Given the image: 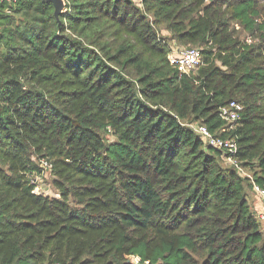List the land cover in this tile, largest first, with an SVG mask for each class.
<instances>
[{"label":"trees","instance_id":"1","mask_svg":"<svg viewBox=\"0 0 264 264\" xmlns=\"http://www.w3.org/2000/svg\"><path fill=\"white\" fill-rule=\"evenodd\" d=\"M65 1L0 2V264H264V0ZM163 26L202 50L191 76Z\"/></svg>","mask_w":264,"mask_h":264},{"label":"built area","instance_id":"2","mask_svg":"<svg viewBox=\"0 0 264 264\" xmlns=\"http://www.w3.org/2000/svg\"><path fill=\"white\" fill-rule=\"evenodd\" d=\"M7 2H16L17 0H0ZM66 4V1L64 0ZM170 63L177 69L179 77L183 75L191 76L203 63V53L198 47H189L181 49L175 53L169 54ZM244 105L238 100H231L219 108L220 117L229 125L227 129H233L237 121L241 118ZM206 144L216 147L223 152L225 159L232 164L237 170H242V161L238 158L239 144L235 137H225L212 132L204 124H188ZM46 167L51 165L44 163ZM254 189L258 194L264 197V189L254 184ZM259 217L264 221V209L259 212ZM137 263L139 258L135 257Z\"/></svg>","mask_w":264,"mask_h":264},{"label":"rangeland","instance_id":"3","mask_svg":"<svg viewBox=\"0 0 264 264\" xmlns=\"http://www.w3.org/2000/svg\"><path fill=\"white\" fill-rule=\"evenodd\" d=\"M137 2H141V0H136ZM142 6V4H140ZM64 10V8H63ZM160 35L162 37H165L166 40H167V45L170 49V53H175L181 49H185V48H189V47H198L196 45H190V44H183V43H180L178 42L176 39H173V34L172 32H170L169 30L165 29L164 26L163 28L160 30ZM192 124H196L192 122ZM223 164L225 166H233L232 164H230L225 158L223 159ZM242 175L244 176H251L252 175V171L250 170L249 167H245L243 164H242V170H238ZM36 182L39 183V187L36 189V191H41V192H45L47 194H50V195H53V196H59V194L56 192V190L53 188L52 186V176L50 174L49 171H46L43 175L41 176H37L36 179H35ZM254 186H248L247 188V191H248V195H250V193L252 191H254ZM256 191V190H255ZM252 205V209L255 210V206L253 205V203L251 204ZM262 223L264 224V221H262Z\"/></svg>","mask_w":264,"mask_h":264},{"label":"crops","instance_id":"4","mask_svg":"<svg viewBox=\"0 0 264 264\" xmlns=\"http://www.w3.org/2000/svg\"><path fill=\"white\" fill-rule=\"evenodd\" d=\"M248 198L253 205L255 206V211L258 213L264 209V197L258 194L255 190L248 195Z\"/></svg>","mask_w":264,"mask_h":264},{"label":"water","instance_id":"5","mask_svg":"<svg viewBox=\"0 0 264 264\" xmlns=\"http://www.w3.org/2000/svg\"><path fill=\"white\" fill-rule=\"evenodd\" d=\"M54 3L55 5V14L56 16H59V14L63 11V8L65 7L64 0H48ZM139 264V263H137Z\"/></svg>","mask_w":264,"mask_h":264}]
</instances>
